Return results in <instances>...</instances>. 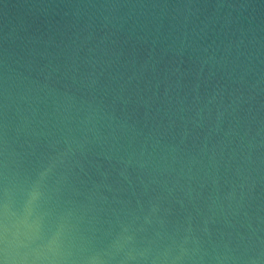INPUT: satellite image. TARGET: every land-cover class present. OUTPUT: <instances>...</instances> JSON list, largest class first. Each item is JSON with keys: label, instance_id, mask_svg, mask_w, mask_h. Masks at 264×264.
I'll use <instances>...</instances> for the list:
<instances>
[{"label": "water", "instance_id": "water-1", "mask_svg": "<svg viewBox=\"0 0 264 264\" xmlns=\"http://www.w3.org/2000/svg\"><path fill=\"white\" fill-rule=\"evenodd\" d=\"M0 264H264V0H0Z\"/></svg>", "mask_w": 264, "mask_h": 264}]
</instances>
